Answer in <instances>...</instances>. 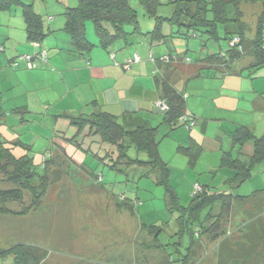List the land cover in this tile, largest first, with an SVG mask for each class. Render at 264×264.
Segmentation results:
<instances>
[{"label": "rangeland", "instance_id": "obj_1", "mask_svg": "<svg viewBox=\"0 0 264 264\" xmlns=\"http://www.w3.org/2000/svg\"><path fill=\"white\" fill-rule=\"evenodd\" d=\"M24 1L33 3L35 11L44 18L49 14L53 16L51 24H57L59 16L62 18L61 11L67 3L70 6L77 3V0ZM131 5L137 11L138 26L142 36L146 38L142 37L143 41L139 42L140 40L133 39L135 37H129L131 44L128 45L122 39L120 42L123 50L131 48L135 51L137 48L142 56L145 54L148 58L153 53L154 58L159 61L162 57L158 53L160 50L175 56L170 64L172 67L165 63L170 67L171 81L184 94L187 112L194 114L199 120L213 119L208 126L210 132H215L221 122L225 123L227 119L231 121L232 117L242 114L234 104L235 95L232 90L228 91L221 81H216L239 74L238 71L233 72L237 68L231 66L227 76L215 67L199 65L200 58L216 53L220 48L225 49L224 40L214 41L204 32L194 33L185 27H181V33H187V36L178 37L175 32L177 26L164 21L163 33L167 35L172 30L175 37L167 35L163 44H152L145 34L153 29L154 19L145 13L138 0H132ZM255 7L253 5L246 16L249 22L255 18ZM252 12L255 13L254 16L251 15ZM10 14L9 24L6 16ZM0 16V41L10 46L11 41L5 38V33L7 30L17 29L16 20L22 18L20 7L12 6L7 11H0ZM252 23H249L250 27ZM87 24L93 28L92 21H87ZM125 29L132 32L134 28L133 25H126ZM218 31L221 34L222 27ZM249 32L248 38L253 31ZM135 35L141 37L137 33L129 36ZM0 58L2 62L3 59L6 62L2 50ZM216 71L220 78L214 77ZM242 72L243 76L249 77L248 69H243ZM255 73L256 71L251 75ZM4 78L5 75L0 76V85L6 84ZM6 93L7 90L5 95ZM4 97L6 96L1 98ZM7 105L6 100V108L3 106L2 109L7 111L9 117L12 114L8 112L10 110H7ZM244 116L240 115L243 123L252 128L250 123L255 122L257 126L252 128L253 132L260 136L263 133L259 121L261 116L254 109ZM215 117H222L223 120H214ZM50 124V120L43 117L26 126H18L15 130L21 134L22 139L28 140L32 133L30 129L37 131L40 128L39 140L46 137L50 142L53 137L52 130H49ZM180 124L174 128L161 126L157 132L159 152L169 167V182L175 189L179 204L183 207L189 205L195 183L210 185L212 190L248 195L243 202L234 203L228 215L221 216L216 232H180V212L167 207L165 190L156 183L155 170L149 171L147 166H127L125 163L111 168L112 162L108 158L102 160L99 153L96 157L85 153L87 159L83 165H75L69 161L65 163L61 159L48 163V185L40 206L31 215H22L17 219L11 217L8 223L0 221V251L15 243H25L31 246L32 251L45 264H170L169 262L178 260L186 253H189L191 264H264V160L257 162L251 169V175L238 185L228 180L234 175L233 169L219 167L220 155L215 158L210 151H202L195 164L190 165L187 155L177 149L180 139L177 135L180 133L187 139L197 126L186 128ZM58 129L67 130V127ZM75 131L76 129H69L66 136H73ZM44 132H48L46 136ZM20 146H13L12 153L15 156L31 157L42 171V159L48 152L46 150L50 149V144H38L30 150ZM104 153L112 154L114 160L115 152L108 150ZM126 153L128 158L147 159L146 153L137 151L131 143L126 148ZM232 155L238 156L236 149L232 150ZM7 178V174L0 172V189L13 186ZM30 197L28 192H23V202H7L6 206L18 211L22 205L30 202ZM218 211L219 207H213L205 228L214 221ZM149 225H155L158 230L149 232L144 227ZM189 227L194 225L189 224ZM194 230H198V226ZM189 246L191 248L188 250ZM7 261L6 258H0V264Z\"/></svg>", "mask_w": 264, "mask_h": 264}, {"label": "trees", "instance_id": "obj_2", "mask_svg": "<svg viewBox=\"0 0 264 264\" xmlns=\"http://www.w3.org/2000/svg\"><path fill=\"white\" fill-rule=\"evenodd\" d=\"M131 1L77 0L76 5L66 6L62 13L64 17L62 30L69 35L72 50L83 54L95 46L86 35L87 21H92L97 44L104 49H109L121 39L125 40L128 34H142L138 26L137 11L131 5ZM241 1L256 0H138L145 13L155 21L153 29L145 34L149 36L151 43L163 44L167 35L173 37L172 30L167 35L163 33L164 21L177 26L175 32L179 35L178 37L187 36V33H181V27H185L186 30L190 29L194 33L204 32L214 41L224 40L226 42L225 49L220 48L218 52L210 53L199 59L205 66L219 67L217 69H221L223 74L228 73L234 60L247 52H251L255 57V62L251 67L258 68L264 65V12L259 18L254 39L247 41L244 38L245 26L241 21L242 12L239 9ZM262 1L264 3V0ZM12 6L20 7L27 40L41 42L49 29L45 24V18L35 11L33 3L24 0H0V11H7ZM126 25H133V31L127 32ZM219 27H222L221 34L218 31ZM234 37L238 38V41L234 45H230L229 42ZM163 91L165 97H162V100L167 103L168 109L164 111L162 123L169 128H174L180 124L178 118L186 114L185 97L184 94L177 92L167 83H164ZM4 114L0 105V122ZM68 117L70 125L76 129L73 136L68 138L70 142H76L78 136L87 131L89 135L98 136L101 142L114 146L116 155L114 160H112L113 158L110 160L111 168H116L125 159L129 166H147L149 171H156V183L164 187L167 207L180 212L178 216L180 232L188 231L190 234L216 232L221 216L230 213L232 202L238 198L248 197V195L242 196L232 192L212 190L210 185H202L201 192L192 194L189 205L183 207L179 204L175 189L169 182L167 162L163 160L159 152L157 126H127L116 116L98 108L90 113ZM230 137L232 145L239 150L247 142L252 144V153L246 161H242L239 157H233L229 150H223L221 153L219 167L233 169L234 175L228 180L238 185L251 175V169L257 162L264 160V132L260 136H256L252 128L238 124L230 133ZM128 142L134 145L137 151L145 152L147 159L128 158L126 153ZM19 145L24 147L18 140L9 142L0 132V172L7 174V181L13 184L12 187L0 189V214L17 216L35 210L40 206L41 199L47 189L46 169L49 162L47 157L43 156L42 171H40L39 165L35 164L31 157L27 155L15 156L12 153L13 146ZM177 149L187 155V162L190 165L195 164L201 151L200 146L192 138H189L187 145L178 146ZM23 192H28L31 195L30 202L22 205L18 211L9 209L6 206L7 202H23ZM216 203L219 204L217 216L214 217L210 226L205 228V223ZM189 224L194 227H189ZM195 225L198 226L196 231L194 230ZM144 227H147L149 232L158 230L155 225ZM192 240L193 237L190 242ZM190 248L191 246L188 247V250ZM0 258L8 260L5 264H45L42 258L32 251L31 246L25 243H15L1 250ZM169 263L191 264L189 253Z\"/></svg>", "mask_w": 264, "mask_h": 264}, {"label": "crops", "instance_id": "obj_3", "mask_svg": "<svg viewBox=\"0 0 264 264\" xmlns=\"http://www.w3.org/2000/svg\"><path fill=\"white\" fill-rule=\"evenodd\" d=\"M253 5H256V15L254 20L250 21L251 23L253 22L250 27V22L246 16L251 12L250 8ZM66 6L70 5L67 3L63 11ZM239 9L242 12L241 21L245 26L244 38H247V41H251L255 37L259 18L264 12V3L262 0L241 1ZM63 11H61L62 18L60 16L57 18V24H51V20L54 17L50 16V14L46 15L45 24L49 31L41 42L27 40L23 18L16 20V30L12 31L10 29L5 33V38L11 41L10 46H6V43H1L0 41V51L2 50L7 62L6 65L4 59L2 58V62L0 58V76L5 75L4 80H6V84L1 83L0 85V105L1 107L5 106L7 100V106H9L7 110H10L8 111L10 115L12 114L8 117L7 111L4 112V117L0 122V132L9 142L18 140L24 147H28V150L38 144H50L51 147L46 150L48 152L45 155L49 164L61 159L65 163L69 161L75 165H83L87 159L85 157L87 152L95 157L99 153L102 155V160L108 158L107 160L109 161L112 159V154L105 155L104 152L108 150L115 152L114 146L101 142L98 136L89 135L87 131H84L78 136L76 142L68 140L70 136H66L67 131L75 129L74 126L70 125L68 116L90 113L98 108L116 116L119 121H124L127 126H157L158 129L161 126H165L162 123L164 111L157 107L155 102L165 97L163 91L164 83H167L177 92L182 93L171 81L169 73L170 67L168 65L172 64L175 59L174 56L160 50L158 53H161L162 57L166 55L172 56L170 57L171 60L168 61L169 63L163 60L159 61L156 58L151 61L145 54L142 56L137 48L135 51L131 50V48L123 50L124 47L122 48V43L120 42L122 39L114 43L109 49H104L97 44L94 30L89 24H86V35L95 46L87 53L75 52L72 50L69 35L62 30L64 23ZM254 14V12L251 13L253 16ZM10 17L11 14L6 16L9 24L11 23ZM8 27L12 26L8 25ZM249 31H253V33L248 38L247 32ZM129 35H126L124 40L127 45L131 44L128 40L129 37H135L133 39L140 40L139 42H142V37H145L142 34H138L141 37ZM40 51L46 52V60H41L37 57ZM134 53L139 55V61L125 66L124 62L130 59ZM26 54L34 58L35 65L33 68H27L25 61L19 59L20 56ZM151 54L153 55V53ZM13 62H16V64H13ZM254 62V55L251 52H247L231 63V66L234 65L237 68L233 72L238 71L239 74L216 80L221 81L222 86H225L228 91L232 90L235 95L234 104L237 106L238 112L242 114L232 117L231 121L227 119L225 123L221 122L215 132H210L208 126L211 123L210 120L213 119L207 120L203 118L199 120L194 114L187 112L185 109L186 114H190L195 118L197 127L193 129L187 139L179 133L177 135L180 136L178 146L187 145L189 138H192L201 149L198 157L206 150L210 151L213 157L215 155V158L216 156L218 158L223 150L227 149L232 152V150L236 149L237 157L242 161L247 160L252 153L251 142L245 143L239 150L232 145L230 133L238 124L247 125V123H243L244 121L240 115H248L253 109L256 114L261 116L259 121L261 122V130L264 132V65L253 68L251 65ZM165 63L168 65H165ZM199 65L201 67L205 66L203 62H199ZM170 66L172 67L173 65ZM217 68L216 70H218ZM243 69L250 71L249 77L243 76ZM255 71L256 73L251 75ZM217 72L214 73V77L219 76V74L216 75ZM223 75L226 74L224 73ZM5 90H7L6 95ZM2 96L7 98L4 97L2 99ZM43 117L49 119L51 123L49 130H52L51 136L53 137L50 142L46 137H42L39 140L41 136L39 134L40 128L37 131L30 129L32 133L28 140L22 139L21 134L15 130L18 126H26L29 122H34ZM215 119L223 120L222 117H215ZM17 120L20 123H25L19 124ZM65 126L67 130L58 129ZM250 126L255 129L257 125L254 122L250 123ZM44 133L46 136L48 132ZM125 161L123 159L121 163L126 164ZM244 200L246 199H235L232 205ZM215 207L218 208L219 204L216 203ZM31 212L23 215V217L31 215ZM0 215H4L0 216V221L3 223L10 222L11 217L17 219L22 216Z\"/></svg>", "mask_w": 264, "mask_h": 264}, {"label": "built area", "instance_id": "obj_4", "mask_svg": "<svg viewBox=\"0 0 264 264\" xmlns=\"http://www.w3.org/2000/svg\"><path fill=\"white\" fill-rule=\"evenodd\" d=\"M237 41H238V38L234 37L229 43H230V45H234V43H236ZM37 57L41 60H46V52L40 51L37 54ZM149 58L151 61H153L155 59L152 54L149 55ZM19 59L25 61L27 68H33L35 65L34 64V58L31 55H27V54L22 55L19 57ZM139 59H140L139 55L137 53H134L130 59H128L127 61L124 62V65L128 66L132 62L139 61ZM161 60H163L164 62H168L171 60V58H170V56L166 55V56L161 57ZM188 60H186V61H188ZM13 64H16V62H13ZM155 105L157 107H159L160 109H162L163 111H166L168 109L167 103L162 99L157 100L155 102ZM178 122L179 123L181 122V124L184 125L186 128H192L195 125L196 120L193 116H190L188 114H183L178 118ZM201 190H202V186L198 183H195L193 186L192 194L199 193V192H201Z\"/></svg>", "mask_w": 264, "mask_h": 264}]
</instances>
